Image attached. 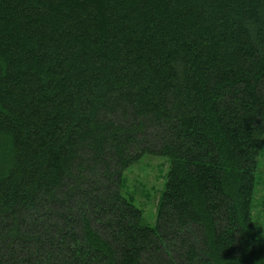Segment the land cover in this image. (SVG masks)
Wrapping results in <instances>:
<instances>
[{"label": "trees", "instance_id": "1", "mask_svg": "<svg viewBox=\"0 0 264 264\" xmlns=\"http://www.w3.org/2000/svg\"><path fill=\"white\" fill-rule=\"evenodd\" d=\"M263 143L264 0H0V264H264Z\"/></svg>", "mask_w": 264, "mask_h": 264}, {"label": "rangeland", "instance_id": "2", "mask_svg": "<svg viewBox=\"0 0 264 264\" xmlns=\"http://www.w3.org/2000/svg\"><path fill=\"white\" fill-rule=\"evenodd\" d=\"M167 158L145 155L124 174L123 194L143 212V224L154 228L157 210L166 183ZM252 217L259 238L264 239V143L260 150Z\"/></svg>", "mask_w": 264, "mask_h": 264}]
</instances>
